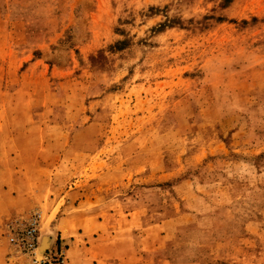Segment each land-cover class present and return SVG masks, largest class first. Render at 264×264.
<instances>
[{"label":"rangeland","instance_id":"obj_1","mask_svg":"<svg viewBox=\"0 0 264 264\" xmlns=\"http://www.w3.org/2000/svg\"><path fill=\"white\" fill-rule=\"evenodd\" d=\"M30 215L52 264H264V0H0V264Z\"/></svg>","mask_w":264,"mask_h":264},{"label":"built area","instance_id":"obj_2","mask_svg":"<svg viewBox=\"0 0 264 264\" xmlns=\"http://www.w3.org/2000/svg\"><path fill=\"white\" fill-rule=\"evenodd\" d=\"M39 215H30L22 228L12 227L9 229L7 240L13 251L25 256L30 264H52L51 258L47 255H39ZM62 262H64L63 255Z\"/></svg>","mask_w":264,"mask_h":264},{"label":"crops","instance_id":"obj_3","mask_svg":"<svg viewBox=\"0 0 264 264\" xmlns=\"http://www.w3.org/2000/svg\"><path fill=\"white\" fill-rule=\"evenodd\" d=\"M192 136V135H191ZM203 140V138H199V135H197V138L196 139H194L196 142H197V145H194V146H196V147H199V148H202V150L200 149V150H195V151H193L194 153H204V151L206 150V148L208 147V142H205V141H202ZM202 142V143H201ZM207 146V147H206ZM192 148H193V146H192ZM197 154V155H198ZM63 240H65V241H67V239H63ZM66 243V242H65ZM64 243V244H65Z\"/></svg>","mask_w":264,"mask_h":264},{"label":"bare ground","instance_id":"obj_4","mask_svg":"<svg viewBox=\"0 0 264 264\" xmlns=\"http://www.w3.org/2000/svg\"><path fill=\"white\" fill-rule=\"evenodd\" d=\"M50 238H51L50 231L43 233L42 235L40 234L39 235V243H41L42 246L46 245V243L48 241H50L52 243L54 239H50ZM39 249H40V252L43 251V248H39ZM40 252H39V254H40Z\"/></svg>","mask_w":264,"mask_h":264},{"label":"water","instance_id":"obj_5","mask_svg":"<svg viewBox=\"0 0 264 264\" xmlns=\"http://www.w3.org/2000/svg\"><path fill=\"white\" fill-rule=\"evenodd\" d=\"M46 245L43 246V248H45Z\"/></svg>","mask_w":264,"mask_h":264}]
</instances>
